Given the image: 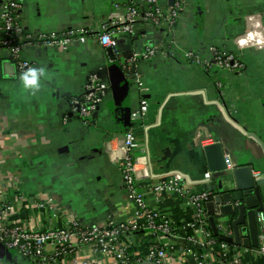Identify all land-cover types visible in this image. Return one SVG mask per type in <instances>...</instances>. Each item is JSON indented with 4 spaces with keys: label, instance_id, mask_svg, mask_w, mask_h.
Returning <instances> with one entry per match:
<instances>
[{
    "label": "crops",
    "instance_id": "1",
    "mask_svg": "<svg viewBox=\"0 0 264 264\" xmlns=\"http://www.w3.org/2000/svg\"><path fill=\"white\" fill-rule=\"evenodd\" d=\"M6 1L0 0V39ZM18 1L20 20L29 30L86 35L68 50L43 45L23 50L25 59L46 67L35 95L23 88L22 72L10 50L0 45V203L11 205L8 218L39 229L63 227L72 219L85 224L134 219L137 204L124 184V162L114 159L130 132L137 191L150 208L173 222L172 234L162 239L172 246V263L234 264L233 251L225 255L220 246L201 245L202 238L191 227L196 210L186 195L158 193L153 187L177 173L191 191L216 186L221 176L210 172L204 148L219 142L233 168L251 169L262 184L264 200V45L240 48L237 43L254 23L264 29V0H188L173 31L141 22L135 34H114L116 45L111 48L102 45L99 34L110 19L124 16L126 0ZM159 1L165 8L173 3ZM148 45L157 47L155 55L138 59L135 67L145 90L127 79L118 96L110 68L122 70L125 61ZM212 47L237 54L243 70H209L185 58L187 51L208 57ZM94 74L105 86L103 100L94 117L84 122L73 100L83 95ZM210 230L215 236L211 224ZM125 240L134 264H149L153 234L138 232ZM230 245L241 251L242 264H264L258 248ZM88 255L82 248L75 257L82 261ZM0 264L33 260L8 249Z\"/></svg>",
    "mask_w": 264,
    "mask_h": 264
},
{
    "label": "built area",
    "instance_id": "2",
    "mask_svg": "<svg viewBox=\"0 0 264 264\" xmlns=\"http://www.w3.org/2000/svg\"><path fill=\"white\" fill-rule=\"evenodd\" d=\"M188 7V0H174L170 7L165 8L159 0H126L124 3V16L112 18L103 27L99 34L102 45L111 48L116 45L114 34H135L137 24L143 22L152 23L157 29L171 32L176 26L180 14ZM21 3L18 0H7L2 7L1 21L3 37L0 45L7 47L13 59L16 61L20 72L27 68L36 67L37 64L23 57V50L28 46H50L61 50H68L75 40H81L86 32L75 30L41 31L29 30L20 20ZM251 19L254 18L251 17ZM260 23L253 24V29L245 36L238 39L240 48L249 45H264V29L260 30ZM157 47L148 45L144 51L133 54L122 64V72L126 79H130L141 90H145L144 81L136 71L138 59H150L155 55ZM185 58L202 65L206 69H220L240 72L244 68L241 58L232 52L212 47L208 57H202L191 51L185 53ZM105 88L99 75H92L85 87V92L80 97H75L73 106L77 115L84 121L89 122L99 108ZM143 104H147L143 100ZM134 139L130 132L126 133L115 160H123L122 176L125 187L130 197L137 204L136 217L128 221L106 224H85L78 219L70 220L63 227L48 229L35 228L28 223L12 222L8 213L12 209L6 202L0 203V243L7 249L14 250L24 257L33 260V264H134L135 257L130 251V246L125 238L138 232H150L155 237V243L150 249L147 259L152 264H173L170 259L172 246L162 242L165 236L172 234L173 222L170 218L150 208L143 194L137 191L136 178L138 164L132 156ZM227 169H232L229 155H225ZM209 173H207L208 175ZM182 174H174L159 180L153 187L155 192L170 191L179 195H186L188 202L195 207L196 218L191 227L202 238L201 245L213 249L220 246L225 255L234 252V264H242V253L231 247L229 242L213 236L210 230L206 202L209 200L211 191H191L185 186ZM259 220L263 214L259 213ZM264 241L263 235H260ZM86 248L90 255L82 261L76 260V253ZM264 255V244L258 248ZM111 258L113 261H104Z\"/></svg>",
    "mask_w": 264,
    "mask_h": 264
},
{
    "label": "water",
    "instance_id": "3",
    "mask_svg": "<svg viewBox=\"0 0 264 264\" xmlns=\"http://www.w3.org/2000/svg\"><path fill=\"white\" fill-rule=\"evenodd\" d=\"M110 79L113 90L121 96L122 89L129 83L121 67L110 68ZM204 150L210 172L221 176L216 179V186L210 189L211 195L206 202L214 235L231 244L259 248L258 214L264 212L261 182L255 181L249 167L236 165L228 170L226 152L221 143L207 145ZM6 251L8 249L0 243V255Z\"/></svg>",
    "mask_w": 264,
    "mask_h": 264
},
{
    "label": "clouds",
    "instance_id": "4",
    "mask_svg": "<svg viewBox=\"0 0 264 264\" xmlns=\"http://www.w3.org/2000/svg\"><path fill=\"white\" fill-rule=\"evenodd\" d=\"M45 66L27 68L20 76L23 88L30 94L35 95L41 90V80L46 78Z\"/></svg>",
    "mask_w": 264,
    "mask_h": 264
}]
</instances>
